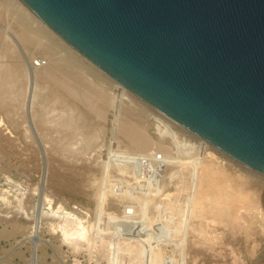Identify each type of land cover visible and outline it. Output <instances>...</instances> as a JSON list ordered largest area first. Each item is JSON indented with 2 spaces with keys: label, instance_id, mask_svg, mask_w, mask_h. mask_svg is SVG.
I'll list each match as a JSON object with an SVG mask.
<instances>
[{
  "label": "rangeland",
  "instance_id": "1",
  "mask_svg": "<svg viewBox=\"0 0 264 264\" xmlns=\"http://www.w3.org/2000/svg\"><path fill=\"white\" fill-rule=\"evenodd\" d=\"M6 3L7 0H0V22L4 26L6 23L2 13ZM8 30L9 33L3 29L0 30L1 36L14 34L13 30L9 28ZM20 46L16 50H19L22 59L21 76L12 85V95L5 100L4 104L0 103V242L1 245L19 242L20 245L14 249L12 257L26 258L34 253L42 264H62L63 261L73 264L74 259L86 261V264L89 261L90 264H172L175 262H177L175 264H264V181L259 171L250 167L240 168L234 161H230L234 163L231 166L229 159L224 157L225 155L205 148L203 141V143L199 141L198 144L197 137L194 140L193 134L187 133V135L186 131L181 132L177 128L173 130V127L170 126L173 130L171 131L164 120L154 119L156 114L150 109L153 107L152 104L148 106H151L149 109L139 108L144 112V116L141 118L142 125L153 141L163 140L164 145L172 149L171 153L174 156L172 157L171 154V157H167L169 160L172 159V162L160 157L161 152L158 153V157L132 153L118 132L113 130L111 122L105 124L97 121L99 123L97 131L95 129L97 137L87 144L85 136L92 131L94 118L88 114L82 104L77 105L70 100L67 105H63L51 96L50 89L43 82H35L33 77L29 78L32 76L31 73L27 77L26 71L31 69L32 72L30 67L32 61L40 58L46 61L47 57L44 53L24 49L23 45ZM7 60L8 55L5 52L4 41H1L0 62ZM109 88L111 91L115 90L110 85ZM116 92L111 93L118 97L121 96V98L123 95L125 96L123 92ZM123 99L122 104L118 102L113 108V119L123 113L127 95ZM42 109L47 110L49 116L56 120L62 113L74 115L82 109L84 112L81 118L75 114L76 120L73 123L80 124L83 128L82 130L76 129L70 136L64 135L65 131L53 130V127L45 134L37 123L38 117L35 116V113ZM163 125L167 127L166 134L160 133L161 127L164 128ZM51 126L52 124L49 123L48 127ZM172 132H174L173 135H170ZM175 133L176 135H174ZM176 137H180L179 140L182 142L184 150L179 146L181 144H177ZM191 147L196 148L192 149ZM187 148L198 151L199 155L196 156L199 159L195 157L194 160L196 163L201 158H208L207 161L210 162L214 159L216 160L214 162L223 161L228 163L226 165L232 171L240 168L243 174L257 180L259 191L261 190L260 196L256 194L259 196L257 203H260L257 204V209L261 208L258 211V216L251 217L241 213V210L243 211L241 208L238 211L239 217L232 223H223L209 213L201 217L191 215L192 203L188 198L194 192V186L191 185L192 180H189V177V179L185 178L186 180H184L183 178L182 180L181 170H179L180 161L186 160L184 155ZM201 148H205L206 151L204 152ZM218 150L222 149L218 147ZM201 154L206 156L202 155V157ZM154 166L155 168H153ZM171 166L172 168H169ZM184 171L186 170L184 169L183 173ZM240 171L236 170V173ZM258 178L262 181L259 182ZM182 181H187L189 186L185 185L187 183L183 185ZM185 186L188 189L186 192ZM179 191L180 193H177ZM148 193L149 196H147ZM100 197L103 199L100 200ZM98 200L99 202H97ZM159 201L160 203H158ZM143 202L146 203L143 205ZM163 202L165 203L164 207H162ZM136 204L139 205V208L141 207V212H136V208L140 210ZM161 204L163 205L161 206ZM171 204L174 205L170 206ZM142 206L145 208L143 209ZM167 207L172 210L171 214L174 212L173 216H170V212L163 215L160 213V210ZM52 208L56 210L54 213ZM125 209H127V213L124 212ZM179 211L180 214L183 213L182 217ZM186 211L189 212V215ZM133 212H136L138 216ZM69 213L73 215L70 216ZM139 214L143 216L140 217ZM144 214L149 216L150 220ZM153 215L157 217L155 218ZM262 215L263 217H261ZM168 217L170 218L168 219ZM63 219L64 221H62ZM79 219L87 227V237L89 238L85 240L89 242L82 240L81 245L75 246L64 241L58 225L60 221L71 224ZM137 219H140V223ZM164 219L171 220V222H165ZM151 220H155L157 223L154 221L152 224ZM160 221L169 225L163 224V226ZM145 222H147L146 225H144ZM158 222L160 227H158ZM149 223L156 227L151 228ZM15 224L19 227H17L18 230H15ZM180 224L182 229H180ZM140 225L143 226L142 229ZM153 228L155 233V229H157V233L164 229L162 231L166 234L169 233L168 237L162 231L164 237L160 236L161 233L155 235ZM183 228L186 230L185 234L182 232ZM169 230L173 232L171 233ZM147 231L148 233L150 231L153 239ZM3 233H5L4 236L1 235ZM154 235L156 238L153 237ZM155 253L161 255L160 263L151 261ZM114 258L117 259L112 260Z\"/></svg>",
  "mask_w": 264,
  "mask_h": 264
},
{
  "label": "water",
  "instance_id": "2",
  "mask_svg": "<svg viewBox=\"0 0 264 264\" xmlns=\"http://www.w3.org/2000/svg\"><path fill=\"white\" fill-rule=\"evenodd\" d=\"M137 95L264 173V0H24Z\"/></svg>",
  "mask_w": 264,
  "mask_h": 264
},
{
  "label": "bare ground",
  "instance_id": "3",
  "mask_svg": "<svg viewBox=\"0 0 264 264\" xmlns=\"http://www.w3.org/2000/svg\"><path fill=\"white\" fill-rule=\"evenodd\" d=\"M2 15H4L3 19H4V22L6 23V25L4 26L0 22V30L3 29V30H5L6 33H9V30H8V28H9V29L13 30L14 34H8L7 36H4V37L1 36V34H0V42L4 41L5 52L8 55L7 61L0 62V103L4 104L5 100L9 96L12 95V92H11L12 85L16 81H18L19 76H21L22 59L20 57L19 50H16V48L17 47L19 48V47H21L20 45H23L24 49H32V50L38 51L39 53H44L47 57L46 61H44L42 58H40L36 61H32L31 64L29 63L30 67L32 68V72H31V69H29L30 70V71H28L29 73L26 71L25 75L28 77L29 74L31 73L32 76H29V78L33 77L32 79H34L35 82H38V81L43 82L45 84V86L50 89L51 96L54 97L55 99H57L58 101H60L63 105H67V103L70 100L72 102L76 103L77 105L82 104L84 106V108L88 111V114H90L94 118V122L92 125V131L90 133L86 134V136H85L87 144L92 142V140L95 137H97L96 131H97V128L99 125V123H97V121H101L102 123H105V124L111 122V126H112L113 130L118 132L120 137L125 142L126 147H128L129 151L131 150L132 153H139V154H143L145 156L147 155L148 157H149V155H156L154 157H158L159 156L158 153L161 152L162 154L160 157H162L164 159H168L167 157H171L170 155L172 154L171 153L172 149L169 146L164 145V143L162 142L163 140L159 139L160 141H153L152 138L148 135L145 127L142 125L141 118H142V116H144V112H142L139 108L149 109L151 106L150 107H148V106L151 105V103H149L148 101H146L142 97L137 96V94L133 90H131L127 85H125L121 81L117 80L111 74H109L107 71H105L102 68H100L99 66H97L92 60H90L86 55H84L82 52H80L77 48H75V46H73L70 42H68L65 38H63L57 31H55L24 0H7V3L4 7ZM6 40H8V41H6ZM109 85L112 87V89H115V90L117 89L120 92H123L125 94V96L127 95V100L124 102L125 108H124L123 113L114 117V119L112 118L113 108L115 107V105L118 104V102L122 104V100H124L123 98H125V96L123 94H121V95H123V98H121V96L118 97V96L112 94L111 92L115 93L117 90L111 91L110 88L108 89ZM120 92H118V93H120ZM157 108L158 107H156V106L154 107V105L152 108H150L153 111V113L156 114V117H154V119L159 120V118H160V119L164 120V122L166 123V125H168V127H170V126L173 127V130H174V128L175 129L177 128V129L181 130V132L186 131L185 132L186 134L187 133L193 134L194 140H195V137H197L196 139L198 141V144H199V141L201 143L204 142L205 146H206L205 148H210L212 150H215L216 152H220L223 155H225L224 157L229 159V164L231 166L234 163L230 162V161H234L237 165L240 166V168H242V167L248 168L249 167V166L241 163L237 159L233 158L232 156L227 154L225 151L218 150V147L216 148V146L214 144H212V143L210 144V141H208L207 139H205L204 137H202L201 135H199L195 131L193 132L192 129H191L192 131L189 130L190 128L188 129L187 126H186L187 128L183 127L182 126L183 124L181 122L174 119L173 117H172L173 119L168 117L167 113H166L167 115H165L164 111L161 110L162 112H164V113H162L160 110H158L159 108L158 109ZM78 112L74 113V115L76 114L77 116H80V118H81L82 113L84 111L82 109H80V110H78ZM150 113H152V112L150 111ZM35 114H36L35 116L38 117L37 123L41 127L43 132H45V134L48 133L49 131H51L52 127H53L54 128L53 130H56L58 132L65 131L64 135L70 136L76 129L82 130V128H83L80 124L75 125L73 123L76 120V118L74 115L69 114V113H67V114L62 113L58 117L57 120L54 118H51L49 116V112L45 109H42V111L39 110L38 113H35ZM49 123L52 124L51 127H48ZM158 123L159 122H157V125H159ZM162 124H164V123L162 122ZM171 127H170V129H171ZM95 129H96V131H95ZM170 129H169V132H170ZM165 130H167V127H165V126H164V128L161 127L160 133L166 134ZM173 130L171 129V131H173ZM173 133L174 132H172V134H170V133L169 134L173 135ZM174 135H176V133ZM189 136H191V135H189ZM179 138H177L175 140L178 141L177 144L178 145L181 144L179 146L182 147V142L179 140ZM61 144H64V143H61ZM196 145H194V146H196ZM190 146H192V145H190ZM190 146H189V148H190ZM201 147H203V146H201ZM193 148H196V147H193ZM205 148H201V149L204 150V152H205L206 151ZM182 149L184 150L183 147H182ZM192 149H190V150H192ZM179 150H180V148H179ZM188 150L189 149L187 148V151ZM187 151L185 152V155H184L186 160H184V159L181 161L179 160L180 164H179V162H178V164L180 167L179 170H181L182 180H183V178H184V180H186L185 178L189 177L190 179L189 178L188 179L192 180L191 185L194 186V192H192L190 197L188 196L189 197L188 199L191 200V203H192L191 204L192 205L191 215L201 217V216L209 213V214H212L213 216H215L216 218H218L223 223H232L235 221L236 218L239 217L238 211L241 208V209H243V211L241 210V213L243 212L244 214L251 216V217H253L255 215L258 216L257 215V214H259L258 211H260L261 208L259 210L257 209V204H260L257 202H258V197L260 196L259 192L261 190L259 191V184L257 183V180H255L254 178L252 179L249 176H246L245 173H244L245 174L244 175L240 171V168L232 171L231 168L229 169L227 167L226 164H228V163H225L223 161L214 162V160H215L214 159L210 162V161H207L208 158H201V160L200 161L198 160V162L196 163V161H194V160H195V157L197 159H199L196 156V155H199V154H197L198 151L196 152L194 150L196 152V154L193 150L190 152L188 151V153H187ZM178 155L180 156L179 153H178ZM202 155L203 154H201V156ZM173 156H174V154H172V157ZM203 156L205 157L206 155L204 154ZM171 160H169V161L172 162ZM115 164H114V166H115ZM146 166H147V164H146ZM167 166H168V164H167ZM176 167L178 168V166H176ZM153 168H155V166ZM169 168H172V166ZM184 169L186 171H184V173H183ZM156 170H157V168H156ZM236 170L240 171V172L236 173ZM251 170H253V169H251ZM259 173H260L262 180L264 181V173H262V172H259ZM104 174H105V172H104ZM151 174H152V172H151ZM139 178H141V177H139ZM135 179H137V178H135ZM165 179H166V177H165ZM188 179H187V181H188ZM262 180H259V178H258L259 182H261ZM187 181L186 182L182 181L183 185H184V183H187ZM145 184H146V182H145ZM185 185L189 186V183H187ZM148 186H146V187H148ZM152 187H155V186H152ZM187 187L185 189V192H186V190L188 191ZM156 188H158V187H156ZM147 189L148 188H146V190ZM149 189H150V187H149ZM191 190H190V193H191ZM147 192H149V191L147 190ZM177 193H180V191ZM182 193H184L183 190H182ZM256 194H258L259 196L258 195L256 196ZM142 195H144V194H142ZM104 196H106V195H104ZM147 196H149V193ZM101 198L102 197H100V200H101ZM178 199H179V197L177 198V200ZM139 200H141V199H139ZM151 200H152V198H151ZM186 200H187V198H186ZM97 202H99V200ZM145 203L143 202V205ZM158 203H160V201ZM167 203H168V201H167ZM171 203H173V202H171ZM185 203H187V202H185ZM137 204H136V206L138 207L139 205H137ZM156 205H154V206H156ZM159 205H158V207L160 208ZM162 205L163 204H161V206ZM173 205L171 204L170 206H173ZM176 205H178V204L176 203ZM187 205H189V204H187ZM97 206H99V205H97ZM103 206H105V204H103ZM164 206H165V203L162 207H164ZM181 206H182V204H181ZM142 208H143V206H142ZM156 208H157V206H156ZM188 208H189V206H188ZM139 209L140 210H137V208H136V212L137 211L141 212V210H142L141 207ZM174 209H175V206H174ZM185 209H186V207H185ZM126 210L127 209H125V211H124L125 213H127ZM54 211H56V210L53 209V213H54ZM170 211L172 212V210L169 207H167V208H163L162 210H160V213L163 215L164 213L166 214L167 212H170ZM136 212H133V213H135L138 216V214ZM171 212L169 214H171ZM188 213L189 212H187V214ZM47 214L49 215V213H47ZM145 214H144V216H145ZM169 214H168V216H169ZM172 214L170 216H173ZM179 214H180V211H179ZM50 215H51V213H50ZM66 215H67V213H66ZM71 215H73V214H70V216ZM150 215H151V213H150ZM180 215L182 217L183 213ZM142 216L140 215V217H142ZM153 216L156 218L158 216V214H157V216H155V215H153ZM166 216H165V218H166ZM69 217H68V219H69ZM145 217H147L149 219V216H145ZM160 217H161V215H160ZM181 217H180V219H181ZM261 217H263V215ZM163 218H164V216H163ZM169 218L170 217H168V219ZM185 218H188V217L185 216ZM66 219H67V217H66ZM80 219H79V221H75L74 223H71V224L69 222H61L60 221V223H59L58 221H56L59 223L58 227L62 233V236L61 235L60 236L64 237V241H66L67 243L70 242V243L74 244L75 246L77 244L81 245L82 240L84 241L85 239L89 238V237H87V232H88L87 227L84 225V223ZM151 219H153V218H151ZM160 219H162V218H160ZM186 220H188V219H186ZM62 221H64V219ZM142 221H143V219H142ZM154 221L151 220V223ZM167 221L168 220H165V222H167ZM56 222H55V224H56ZM70 222H71V220H70ZM168 222H171V220ZM173 222H174V220H173ZM139 223H140V221H139ZM151 223H149L150 226H151ZM160 223H162V221H160ZM55 224H53V225H55ZM146 224H147V222H145L144 225H146ZM152 224H154V223H152ZM158 224H159V222H158ZM163 224H167V223H162V225ZM15 225H16L15 230H18L19 227L17 226V224H15ZM167 225H169V224H167ZM140 226L142 229L143 226L142 225H140ZM163 226H162V228H164ZM180 226H181V224H180ZM58 227L56 225V228H58ZM129 227H130V225H129ZM134 227H136V226H134ZM152 227L155 228L156 226L152 225L151 228ZM158 227H160V224ZM165 227H167V226H165ZM126 228L128 229V227H126ZM154 228H153V233H155ZM169 228H170V226H169ZM144 229H146V228H144ZM176 229H178V228H176ZM180 229H182V226L180 227ZM159 230H160V228H159ZM162 230H164V229H161L159 231V233H161ZM171 230H173V229H171ZM155 231L157 233V229H155ZM169 231H167V232H169ZM179 231H181V230H179ZM184 231H186V230H184V228H183L182 232H184ZM162 232L164 233V231H162ZM165 232H166V230H165ZM170 232L172 233L173 231H170ZM147 233H148V231H147ZM156 233H155V235H156ZM159 233H157V234H159ZM163 233H161L162 235L160 234V236H163L164 234H166V233H164V234ZM148 234L150 235V231ZM184 234H185V232H184ZM1 235L4 236L5 233H3ZM6 235H7V233H6ZM151 235H150V237L152 238ZM155 235L153 237L156 238ZM167 235H169V233L166 234V236ZM86 241L87 240H85V242ZM87 242H89V241H87ZM178 242H180V241H178ZM177 246H178V244H177ZM75 249H77V247H75ZM33 256H34V258L38 257V256L34 255V253H33ZM115 259H117V258H114L112 260H115ZM161 260H162L161 255H159L158 253H155L154 256L152 257L151 261L153 263H160ZM38 263L41 264L40 262H38ZM175 263H177V262H175ZM175 263H172V264H175Z\"/></svg>",
  "mask_w": 264,
  "mask_h": 264
},
{
  "label": "built area",
  "instance_id": "4",
  "mask_svg": "<svg viewBox=\"0 0 264 264\" xmlns=\"http://www.w3.org/2000/svg\"><path fill=\"white\" fill-rule=\"evenodd\" d=\"M20 244L19 242H11L5 245H1L0 242V264H39L41 263L40 259L38 257L33 256L31 254L30 257L26 258H15L12 257V252L16 247H18ZM75 262L73 264H86V261H83L81 259H74ZM42 264V263H41ZM62 264H67L65 261L62 262ZM90 264V261L88 262Z\"/></svg>",
  "mask_w": 264,
  "mask_h": 264
}]
</instances>
